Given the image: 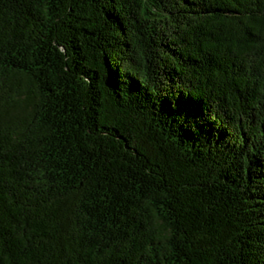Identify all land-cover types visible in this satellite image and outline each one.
I'll return each mask as SVG.
<instances>
[{"label": "trees", "instance_id": "1", "mask_svg": "<svg viewBox=\"0 0 264 264\" xmlns=\"http://www.w3.org/2000/svg\"><path fill=\"white\" fill-rule=\"evenodd\" d=\"M0 264H264V0H0Z\"/></svg>", "mask_w": 264, "mask_h": 264}]
</instances>
